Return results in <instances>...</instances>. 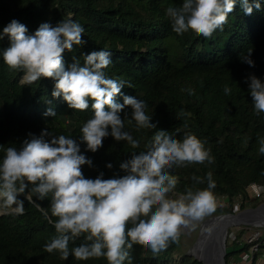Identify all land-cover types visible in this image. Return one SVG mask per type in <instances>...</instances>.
Masks as SVG:
<instances>
[{
    "label": "trees",
    "instance_id": "16d2710c",
    "mask_svg": "<svg viewBox=\"0 0 264 264\" xmlns=\"http://www.w3.org/2000/svg\"><path fill=\"white\" fill-rule=\"evenodd\" d=\"M182 4L183 0H0V34L17 20L32 35L42 23L55 27L71 13L85 29L83 39L87 43L65 51V66L73 63V57L83 66L85 53L108 51L113 63L104 70L106 75L125 82L123 95L146 103V114L152 116L155 129H138L131 121L132 109H125L129 119L124 130L139 140L138 148L111 136L95 153L88 151L86 144L80 145L82 154L92 160V167L83 166L86 178L95 179L101 172L105 179L126 175L121 163L131 159L132 153L147 151L156 131H169L179 139L194 134L206 141L213 163L173 166L170 174L178 181L173 193L203 190L207 173L212 172L215 194L218 198L228 196L232 202L238 196L245 197L250 184L264 186V154L258 151V139L264 138V112L256 114L246 83L250 75L264 82V0H260V10L254 9L251 15H246L238 2L223 31L217 30L211 38L192 31L182 35L173 31L167 9ZM8 46L5 37L0 41V162L7 148H20L30 134L39 136L44 130L79 143L83 124L94 115L92 109L74 110L62 96L53 97L52 79L21 83L23 71L12 70L3 61L2 51ZM249 50L254 67L242 61ZM225 86L231 89L230 94L225 93ZM117 100L123 103V96ZM49 109L56 116L45 115ZM108 164H112L111 169ZM33 200L36 202L25 199L22 215L11 208L0 214V264H108L105 258L78 261L70 255L64 260L58 252H46L45 245L57 233L36 205L51 217V196L43 201L33 196ZM215 213L234 211L231 205L217 208ZM261 241L254 264L264 255ZM86 242L80 237L70 242V247ZM249 249L250 245H244L240 251H227L226 263L231 256ZM129 251L131 264H202L182 252L181 238L179 244L170 243L159 254L140 245H133Z\"/></svg>",
    "mask_w": 264,
    "mask_h": 264
},
{
    "label": "clouds",
    "instance_id": "9594fccd",
    "mask_svg": "<svg viewBox=\"0 0 264 264\" xmlns=\"http://www.w3.org/2000/svg\"><path fill=\"white\" fill-rule=\"evenodd\" d=\"M238 2L246 15L261 8L260 0H183L180 8L169 7L167 15L175 33L192 31L211 38L217 30L223 31ZM84 31L69 13L55 27L42 23L32 35L17 20H12L0 34V41L9 39V46L2 51L3 61L10 69L23 71L21 83L52 79L53 97L62 96L71 109L91 108L94 113L83 124L79 143L44 130L39 136L30 134L20 148L6 149L0 162V207L22 215L25 199L35 203L33 196L39 201L51 196V217H56L55 221L36 205L57 233L45 245L46 252H58L64 260L71 255L78 261L105 258L108 264H124L125 260L131 264L129 250L133 245L159 254L170 243L179 244L185 228L216 212L219 198L214 192L217 185L212 172L207 173L206 188L186 189L177 197L172 193L178 181L170 174L173 166L213 163V157L206 141L196 135L186 134L179 139L169 131L159 130L147 151L132 153L131 159L121 163L126 175L105 179L101 172L95 179L86 178L82 169L85 165L92 167V160L82 154L81 144L95 153L111 136L117 142L127 141L134 149L139 147V140L124 130L129 119L126 108L132 109L131 121L138 129H155L156 125L146 114V103L123 95L125 82L106 75L104 70L113 63L110 52L94 50L84 54L83 66L75 57L71 65L65 66V51L87 43ZM251 54L249 50L242 61L254 67ZM246 83L256 114L264 112V82L250 75ZM187 91L194 94L192 89ZM224 91L230 94L231 89L225 86ZM119 96H123V103L118 102ZM45 115L56 113L49 109ZM258 144L259 153L264 154V138H259ZM107 167L111 169L112 164ZM193 179L203 183L202 178ZM80 237L87 242L70 247V242Z\"/></svg>",
    "mask_w": 264,
    "mask_h": 264
},
{
    "label": "rangeland",
    "instance_id": "374dc122",
    "mask_svg": "<svg viewBox=\"0 0 264 264\" xmlns=\"http://www.w3.org/2000/svg\"><path fill=\"white\" fill-rule=\"evenodd\" d=\"M172 195L174 197L179 196V195H175L174 193H172ZM250 200H247V202H245V209L242 208L243 210H246L249 208H256V207H258L264 203V200L254 202V203ZM230 207H226V205L223 206L224 209H228ZM218 208H222V206H219ZM232 209L234 211L233 214H236L238 212L243 211L242 209L240 211H235L233 206H232ZM6 212H7V208L0 207V214L6 213ZM220 216L221 215H217L216 213H213L212 215L205 217L202 222H197L191 228H189V229L185 228L182 231V234L180 236L181 241H182V252L184 254H187V255L192 253V250H193L196 242L199 240L200 234H202L201 230H200V228H202V224H204L205 222L214 221V220L218 219ZM209 224H211V223H209ZM256 237H258V238L260 237L261 239L264 238V227L263 228H257V227H253V226H241L238 228H231L229 230V233L227 236L226 250L227 251H233V252L240 251L243 249L244 245H252L250 243L251 240H254L253 243H255L257 240ZM243 252H245V251H243ZM243 252H241V253L239 252L237 255L231 256L230 262L228 264H242L240 261H241V255ZM177 257L178 256H176V258ZM243 264H254V261H253V263L251 261H249L248 263L244 262ZM256 264H264V255H261L257 259Z\"/></svg>",
    "mask_w": 264,
    "mask_h": 264
},
{
    "label": "water",
    "instance_id": "95a60500",
    "mask_svg": "<svg viewBox=\"0 0 264 264\" xmlns=\"http://www.w3.org/2000/svg\"><path fill=\"white\" fill-rule=\"evenodd\" d=\"M264 212V203L256 208H249L238 212L236 214H225L221 215L219 218L228 217L229 220L221 227L212 239L211 247L209 250V258L207 262H204L202 259H199L193 253H190L189 256L193 257L195 260H198L202 264H227L226 263V243H227V234L231 228H238L241 226H251L252 224L244 222L243 218H254L255 215ZM261 222V223H260ZM258 223V224H256ZM253 225H258L264 227V217L258 218V221ZM252 225V226H253Z\"/></svg>",
    "mask_w": 264,
    "mask_h": 264
},
{
    "label": "built area",
    "instance_id": "2783aa9c",
    "mask_svg": "<svg viewBox=\"0 0 264 264\" xmlns=\"http://www.w3.org/2000/svg\"><path fill=\"white\" fill-rule=\"evenodd\" d=\"M253 185H255V188L253 187ZM247 200H250L253 203L264 200V186L258 185L255 183L250 184L246 189L245 197L238 196L232 202L230 201V198L228 196H223V197L219 198L218 207L222 206V208H223L224 205H226V207H230L232 205L233 208L235 209V211H240L245 206V202H247ZM256 239L257 240L255 243H253L254 240H251L250 243L252 245H250L249 251L243 252L242 255L240 254L241 255V261L240 262L242 264L244 262L248 263L249 261H251L253 263L256 255H258V253L261 250V243H258V241L262 240L261 242L264 245V238L261 239L260 237L259 238L256 237Z\"/></svg>",
    "mask_w": 264,
    "mask_h": 264
},
{
    "label": "bare ground",
    "instance_id": "6f19581e",
    "mask_svg": "<svg viewBox=\"0 0 264 264\" xmlns=\"http://www.w3.org/2000/svg\"><path fill=\"white\" fill-rule=\"evenodd\" d=\"M263 217H264V212L255 215V217L252 218V219L251 218H247L245 216V218H243L244 219L243 221L253 225L255 222L258 221V218H263ZM228 220H229L228 217H223V218L221 217V218H218V219H216L214 221L205 222L204 224H202V228H200L202 234H200L199 240L196 242V244H195V246H194V248L192 250V253L195 256H197L199 259H202L204 262H207V260L209 258V250H210L211 243H212L211 241H212V239L214 237V234H216V232L221 227H223V225ZM209 223H211V224H209ZM256 224H258V223H256ZM191 227L192 226H189L188 229L191 228ZM253 227L263 228V227L258 226V225H253ZM227 236H228V234H227Z\"/></svg>",
    "mask_w": 264,
    "mask_h": 264
}]
</instances>
